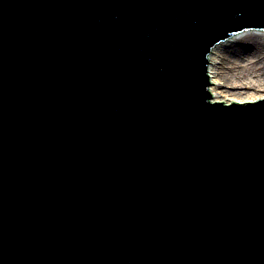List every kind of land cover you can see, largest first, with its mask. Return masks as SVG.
<instances>
[{
    "label": "water",
    "instance_id": "95a60500",
    "mask_svg": "<svg viewBox=\"0 0 264 264\" xmlns=\"http://www.w3.org/2000/svg\"><path fill=\"white\" fill-rule=\"evenodd\" d=\"M244 30L264 0H0V264H264V98L208 74Z\"/></svg>",
    "mask_w": 264,
    "mask_h": 264
},
{
    "label": "bare ground",
    "instance_id": "6f19581e",
    "mask_svg": "<svg viewBox=\"0 0 264 264\" xmlns=\"http://www.w3.org/2000/svg\"><path fill=\"white\" fill-rule=\"evenodd\" d=\"M208 60L209 78H213L211 88L213 101L229 104L264 98V95H254L243 99H227L239 95L242 89L264 91V34L247 30L239 32L230 38V43L213 50ZM247 69L259 72L254 81L247 82L238 77Z\"/></svg>",
    "mask_w": 264,
    "mask_h": 264
},
{
    "label": "rangeland",
    "instance_id": "374dc122",
    "mask_svg": "<svg viewBox=\"0 0 264 264\" xmlns=\"http://www.w3.org/2000/svg\"><path fill=\"white\" fill-rule=\"evenodd\" d=\"M251 46V45H250ZM222 51V49L220 50V52ZM259 72L257 71H253V70H248L243 72L242 76L238 75V77H242V79L246 80L247 82L248 81H254L256 79V76ZM213 87V86H212ZM241 93L239 95H234V96H231V97H227V99H231V98H249L251 96H258V95H264V91L263 92H254L252 90H240Z\"/></svg>",
    "mask_w": 264,
    "mask_h": 264
}]
</instances>
